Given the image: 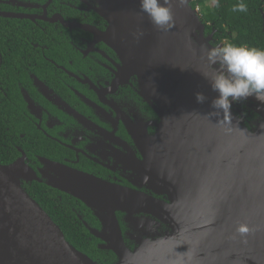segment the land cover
Listing matches in <instances>:
<instances>
[{
	"label": "water",
	"instance_id": "obj_1",
	"mask_svg": "<svg viewBox=\"0 0 264 264\" xmlns=\"http://www.w3.org/2000/svg\"><path fill=\"white\" fill-rule=\"evenodd\" d=\"M100 2L106 39L161 116L139 169L151 192L63 166H52L61 173L49 182L101 220L91 232L116 254L112 264H264V103L233 102L232 124L222 112L209 115L218 93L202 73L212 71L205 57L215 31L206 35L192 0L175 7L168 31L151 23L139 0ZM198 91L208 97L204 104L196 102ZM24 167L0 163V264H107L66 238L24 188ZM241 224L248 233L237 231Z\"/></svg>",
	"mask_w": 264,
	"mask_h": 264
},
{
	"label": "flooded vegetation",
	"instance_id": "obj_2",
	"mask_svg": "<svg viewBox=\"0 0 264 264\" xmlns=\"http://www.w3.org/2000/svg\"><path fill=\"white\" fill-rule=\"evenodd\" d=\"M100 9V0H0V163L26 166L29 194L79 234L81 251L112 264L116 254L91 232L101 220L48 177L63 166L151 192L139 169L161 116L106 39ZM124 216L117 212L125 235Z\"/></svg>",
	"mask_w": 264,
	"mask_h": 264
},
{
	"label": "clouds",
	"instance_id": "obj_3",
	"mask_svg": "<svg viewBox=\"0 0 264 264\" xmlns=\"http://www.w3.org/2000/svg\"><path fill=\"white\" fill-rule=\"evenodd\" d=\"M140 10L146 14L151 23L160 31H168L175 24L176 6H185L188 0H139ZM219 7V0H213ZM233 13H246L248 6L244 0L231 7ZM138 35H143L140 31ZM206 60L212 71L202 73L209 81L212 91L218 95L211 100V114L227 117L232 124L231 108L233 102L246 100L249 97L264 103V48L250 47L224 42L222 45L209 47ZM196 102L204 104L208 97L204 92L195 93ZM243 131V130H242ZM237 231L240 234L249 232L247 225L241 224Z\"/></svg>",
	"mask_w": 264,
	"mask_h": 264
},
{
	"label": "trees",
	"instance_id": "obj_4",
	"mask_svg": "<svg viewBox=\"0 0 264 264\" xmlns=\"http://www.w3.org/2000/svg\"><path fill=\"white\" fill-rule=\"evenodd\" d=\"M238 2L239 0H219L220 6L216 7L213 0H192L193 6L200 9L207 32L215 31L216 43L231 42L237 45L264 48V0H244L248 11L233 13L231 7ZM60 227L66 238L79 249L81 246L76 242L79 234L66 226ZM81 248L84 250L83 247ZM99 253L103 254L102 251ZM90 254L97 257L94 252Z\"/></svg>",
	"mask_w": 264,
	"mask_h": 264
}]
</instances>
